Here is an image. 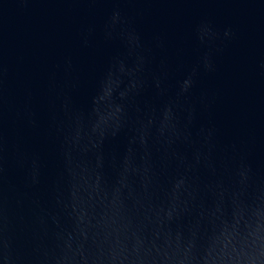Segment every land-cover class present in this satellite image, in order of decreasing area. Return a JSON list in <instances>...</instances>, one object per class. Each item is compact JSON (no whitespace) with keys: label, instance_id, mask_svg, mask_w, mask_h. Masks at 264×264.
Listing matches in <instances>:
<instances>
[{"label":"water","instance_id":"1","mask_svg":"<svg viewBox=\"0 0 264 264\" xmlns=\"http://www.w3.org/2000/svg\"><path fill=\"white\" fill-rule=\"evenodd\" d=\"M0 264H264V0H0Z\"/></svg>","mask_w":264,"mask_h":264}]
</instances>
